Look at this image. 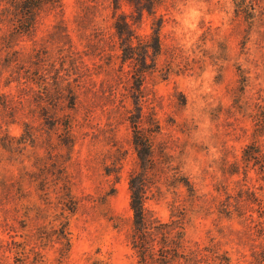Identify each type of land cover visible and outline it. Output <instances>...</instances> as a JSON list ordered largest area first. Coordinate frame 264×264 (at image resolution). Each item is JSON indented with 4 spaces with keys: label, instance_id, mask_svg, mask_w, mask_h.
<instances>
[{
    "label": "rangeland",
    "instance_id": "1",
    "mask_svg": "<svg viewBox=\"0 0 264 264\" xmlns=\"http://www.w3.org/2000/svg\"><path fill=\"white\" fill-rule=\"evenodd\" d=\"M44 1L27 33L0 19V264L28 249L45 264H142L139 131L156 263L170 237L172 264H264L250 262L264 239V15L237 13L264 0H161L143 17L121 0L126 62L113 0Z\"/></svg>",
    "mask_w": 264,
    "mask_h": 264
},
{
    "label": "trees",
    "instance_id": "2",
    "mask_svg": "<svg viewBox=\"0 0 264 264\" xmlns=\"http://www.w3.org/2000/svg\"><path fill=\"white\" fill-rule=\"evenodd\" d=\"M161 0H129V3L135 8V11L143 17L145 12L153 14L156 11L157 5ZM44 0H0V6H4L3 13L0 15V19L3 21L6 20L8 23L15 22L18 30V34H23L29 32L33 26L37 16V13L40 9L44 7ZM238 14H248L246 18L251 24H255L258 20L263 17V11L256 8L250 7L248 9H237ZM130 15L125 13L122 10L121 0H113L112 4V18L113 25L115 28L116 36L118 37L122 50L125 52L123 56L124 62L132 59L136 60L133 47V36L134 33L131 30L132 23L129 18ZM13 35V32L11 33ZM155 40L157 48H160V28L155 29ZM146 59V58H145ZM143 76V72H142ZM135 145L138 150L139 159L141 160V170L138 174H133L130 180V189H131V208L133 210V237L131 239L133 247L139 252L140 261L142 264H149V262L154 261L155 264H172L176 259V255L171 249V246L168 247L172 238L166 237L162 239L164 243V254L162 260L156 263L154 258V253L152 251V240H151V226L149 223L148 215L146 213V176L150 169V160H151V145L149 144V137L143 131H139L138 135L135 138ZM192 188V186H191ZM239 202V201H238ZM230 215H233L236 211H241L239 207L235 209L230 208L228 204ZM230 208V209H229ZM232 210V211H231ZM61 229L57 232V238L60 240V244L63 246L65 251L70 250L71 237L70 231L68 229L67 219L61 221ZM261 238H264V228L262 229ZM175 244V242H174ZM184 238L181 239L175 244V250L177 252L184 249ZM173 246V245H172ZM174 247V246H173ZM152 252V253H151ZM253 259L250 262L264 261V239L261 241L259 248L253 251ZM21 258L19 263L15 264H27L30 260L32 264H45L44 255L41 251L35 249H28L26 253H20ZM188 258V256H187ZM249 262V263H250Z\"/></svg>",
    "mask_w": 264,
    "mask_h": 264
}]
</instances>
